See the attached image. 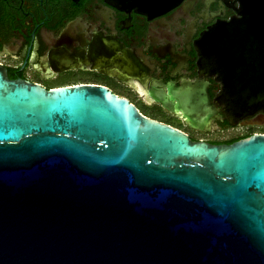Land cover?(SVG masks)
<instances>
[{
    "label": "water",
    "instance_id": "95a60500",
    "mask_svg": "<svg viewBox=\"0 0 264 264\" xmlns=\"http://www.w3.org/2000/svg\"><path fill=\"white\" fill-rule=\"evenodd\" d=\"M106 1L151 13L182 0ZM238 1L232 22L264 21L259 0ZM229 25L202 37L224 85ZM204 96L179 107L193 128ZM222 100L264 111V91ZM0 264H264V134L193 141L102 85L47 91L0 66Z\"/></svg>",
    "mask_w": 264,
    "mask_h": 264
},
{
    "label": "flooded vegetation",
    "instance_id": "af4514ba",
    "mask_svg": "<svg viewBox=\"0 0 264 264\" xmlns=\"http://www.w3.org/2000/svg\"><path fill=\"white\" fill-rule=\"evenodd\" d=\"M239 8L238 0H182L142 13L106 0H0V66L10 80L47 91L102 85L193 141L232 144L264 134V111L231 114L222 100L224 87L228 104L233 93L264 91V21L232 22L242 17ZM221 22L230 24L225 85L215 66L206 68L202 43ZM195 94L211 110L200 129L179 109Z\"/></svg>",
    "mask_w": 264,
    "mask_h": 264
},
{
    "label": "trees",
    "instance_id": "16d2710c",
    "mask_svg": "<svg viewBox=\"0 0 264 264\" xmlns=\"http://www.w3.org/2000/svg\"><path fill=\"white\" fill-rule=\"evenodd\" d=\"M231 142V141H230Z\"/></svg>",
    "mask_w": 264,
    "mask_h": 264
}]
</instances>
